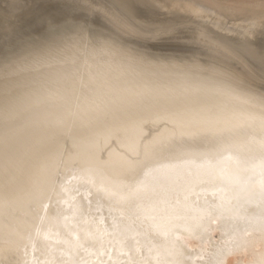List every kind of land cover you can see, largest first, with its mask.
<instances>
[{
    "label": "water",
    "instance_id": "obj_1",
    "mask_svg": "<svg viewBox=\"0 0 264 264\" xmlns=\"http://www.w3.org/2000/svg\"><path fill=\"white\" fill-rule=\"evenodd\" d=\"M3 14L14 15L12 31L19 34L33 30L37 35L49 20L68 15L92 27L119 26L92 0H0ZM141 16L153 17L148 10ZM187 30L177 25L159 36L126 30L121 34L166 56L203 58L215 51L209 41L199 39L202 35L191 36ZM4 33L0 28V41ZM231 61L243 66L234 56ZM101 64L86 68L97 71ZM253 79L264 87V79ZM215 85L147 84L118 96L116 89L107 90L111 84L103 83L101 89L91 87L65 99L69 104L61 114L75 105L77 117L86 110L78 124L72 120L80 131L70 132L64 123L53 159L50 149L29 186L20 184L14 195L0 199V264L257 260L264 251V189L258 178L264 155L258 122L264 119V101L234 86ZM199 93L203 95L192 97ZM248 119L254 123H246ZM191 127L205 131L180 134ZM137 154L147 158V173L124 176L100 164L101 157ZM210 221L219 222V236L211 245L197 227Z\"/></svg>",
    "mask_w": 264,
    "mask_h": 264
},
{
    "label": "bare ground",
    "instance_id": "obj_2",
    "mask_svg": "<svg viewBox=\"0 0 264 264\" xmlns=\"http://www.w3.org/2000/svg\"><path fill=\"white\" fill-rule=\"evenodd\" d=\"M92 2H100L104 13L121 28L92 27L87 20L77 21V17L68 15L49 20L37 35L33 30L19 34L12 31L17 23L14 15L0 17V28L5 31L0 41V138L11 137V163L0 176V199L10 198L20 190V184L29 186L44 154L62 144L64 123L70 132L80 131L72 120L78 124L86 110L77 117L73 114L78 108L75 105L61 114L69 104L64 103L65 99L76 92L80 95L91 87L101 89L103 83L111 84L107 90L116 89L118 96L147 84H224L264 101V87L253 79H264V0ZM145 10L153 17L141 16ZM177 25H185L191 36L202 35L199 39L205 38L215 51L203 58L166 56L150 52L140 42L121 34L126 30L159 36ZM231 56L243 66L236 67ZM94 64H101L97 71L86 68ZM108 116L113 117L112 112ZM58 150L53 149L51 160Z\"/></svg>",
    "mask_w": 264,
    "mask_h": 264
},
{
    "label": "snow or ice",
    "instance_id": "obj_3",
    "mask_svg": "<svg viewBox=\"0 0 264 264\" xmlns=\"http://www.w3.org/2000/svg\"><path fill=\"white\" fill-rule=\"evenodd\" d=\"M262 110H264V106H262ZM246 123H254L251 119L245 121ZM258 126L260 128V136L258 137L261 146L262 152H264V119H261L258 122ZM204 129L198 127H191L181 131V135L188 136H198L200 135ZM11 152V137H2L0 138V157L3 158L4 162L0 163V176L7 172V164L10 161L9 153ZM100 164L114 171H122L124 176L134 177L138 172L143 170L145 173L148 171V160L144 155L137 154L135 156L128 157L126 159H115V160H104L102 157L100 159ZM258 178L261 189H264V155L261 156V159L258 163ZM261 214L264 215V207L261 208ZM197 227L200 229V236L202 240H208L211 245L213 241H216L219 232V222L218 221H210L208 224L198 223ZM209 230H211V235H209ZM28 264H42V262L30 260ZM145 264H151V262H145ZM219 264H227V260H221ZM251 264H264V251H261L260 256L257 260L251 262Z\"/></svg>",
    "mask_w": 264,
    "mask_h": 264
},
{
    "label": "rangeland",
    "instance_id": "obj_4",
    "mask_svg": "<svg viewBox=\"0 0 264 264\" xmlns=\"http://www.w3.org/2000/svg\"><path fill=\"white\" fill-rule=\"evenodd\" d=\"M1 4H2V5H5V1H1Z\"/></svg>",
    "mask_w": 264,
    "mask_h": 264
}]
</instances>
